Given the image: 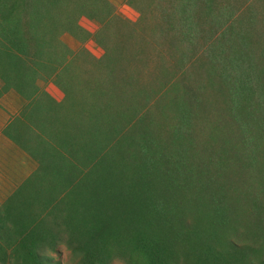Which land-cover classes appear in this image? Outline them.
Instances as JSON below:
<instances>
[{
    "label": "trees",
    "instance_id": "trees-1",
    "mask_svg": "<svg viewBox=\"0 0 264 264\" xmlns=\"http://www.w3.org/2000/svg\"><path fill=\"white\" fill-rule=\"evenodd\" d=\"M122 2L0 0L2 133L36 162L0 264H264V0Z\"/></svg>",
    "mask_w": 264,
    "mask_h": 264
},
{
    "label": "rangeland",
    "instance_id": "rangeland-1",
    "mask_svg": "<svg viewBox=\"0 0 264 264\" xmlns=\"http://www.w3.org/2000/svg\"><path fill=\"white\" fill-rule=\"evenodd\" d=\"M110 1L116 6V10L119 14L130 19H136V12L132 8L126 6L122 0ZM79 23L89 31H94L97 28V24L86 17H81ZM62 40L73 49H76L79 46V42L69 33L62 34ZM84 45L94 55L100 56L102 54V49L92 40H87ZM41 89L45 90L56 100H61L62 98L61 91L51 83V81L43 82ZM34 169L35 167L31 165L30 159L26 161L15 151L12 152L7 148H0V173L3 176H6L4 180L0 181V205L7 197H9L15 188L34 171ZM58 250L59 254H49L54 259L58 260L59 264H72L68 248L64 244H61L59 245ZM112 264H126V262L116 258L112 261Z\"/></svg>",
    "mask_w": 264,
    "mask_h": 264
},
{
    "label": "crops",
    "instance_id": "crops-1",
    "mask_svg": "<svg viewBox=\"0 0 264 264\" xmlns=\"http://www.w3.org/2000/svg\"><path fill=\"white\" fill-rule=\"evenodd\" d=\"M25 104V100L15 90L10 89L0 97V148H7L12 152L20 154L23 159L31 160V165L36 168V162L19 146L7 138L3 133V127L9 122L11 118L19 113V110ZM6 176L0 173V181L4 180Z\"/></svg>",
    "mask_w": 264,
    "mask_h": 264
}]
</instances>
